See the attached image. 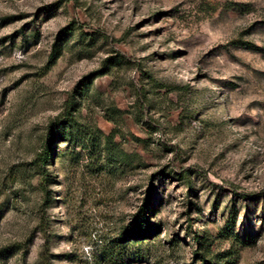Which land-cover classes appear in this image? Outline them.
Instances as JSON below:
<instances>
[{"label": "rangeland", "instance_id": "rangeland-1", "mask_svg": "<svg viewBox=\"0 0 264 264\" xmlns=\"http://www.w3.org/2000/svg\"><path fill=\"white\" fill-rule=\"evenodd\" d=\"M68 98L78 137L44 190L32 159ZM139 207L153 232L121 243ZM197 246L264 264V0H0V264H201Z\"/></svg>", "mask_w": 264, "mask_h": 264}, {"label": "trees", "instance_id": "trees-1", "mask_svg": "<svg viewBox=\"0 0 264 264\" xmlns=\"http://www.w3.org/2000/svg\"><path fill=\"white\" fill-rule=\"evenodd\" d=\"M72 26L70 24L63 28L64 32H70ZM64 37L63 33H59L53 41L51 50L47 57L46 65L54 62L56 55L60 49V42ZM73 101L68 98L65 100L62 110L52 117L45 127V132L40 144V148L36 152L32 159L33 166L37 169V173L40 175V185L45 190L47 184L45 166L52 158V144L61 138L62 140L76 141L78 137V131L73 128L75 119L72 115ZM153 232L152 226L147 223V217L144 207H139L138 211L134 213L129 222L121 228L118 234L119 241L121 243H127L131 240H139L149 237ZM202 237H196L195 242L197 245L201 244ZM193 253L194 257H200L201 264H224L213 261L212 258L206 257L202 248L197 246ZM120 262H123L122 260ZM227 263V262H226Z\"/></svg>", "mask_w": 264, "mask_h": 264}]
</instances>
